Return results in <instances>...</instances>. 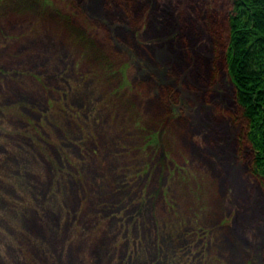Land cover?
I'll return each mask as SVG.
<instances>
[{
  "label": "rangeland",
  "instance_id": "rangeland-1",
  "mask_svg": "<svg viewBox=\"0 0 264 264\" xmlns=\"http://www.w3.org/2000/svg\"><path fill=\"white\" fill-rule=\"evenodd\" d=\"M232 4L0 0V264H264Z\"/></svg>",
  "mask_w": 264,
  "mask_h": 264
},
{
  "label": "trees",
  "instance_id": "trees-1",
  "mask_svg": "<svg viewBox=\"0 0 264 264\" xmlns=\"http://www.w3.org/2000/svg\"><path fill=\"white\" fill-rule=\"evenodd\" d=\"M228 28L226 71L247 120L252 172L264 189V0H233Z\"/></svg>",
  "mask_w": 264,
  "mask_h": 264
}]
</instances>
